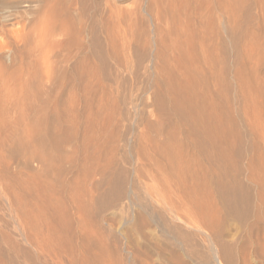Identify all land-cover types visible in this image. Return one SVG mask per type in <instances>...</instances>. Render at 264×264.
Wrapping results in <instances>:
<instances>
[{"label":"bare ground","instance_id":"6f19581e","mask_svg":"<svg viewBox=\"0 0 264 264\" xmlns=\"http://www.w3.org/2000/svg\"><path fill=\"white\" fill-rule=\"evenodd\" d=\"M119 1L94 0L92 5L91 0H0V32L5 31L4 27L7 25L9 27L20 25L16 31L9 32L10 36L8 35L7 42L0 41V51L14 44L17 47V44L21 43L22 46V63L20 65H24L25 78L19 79L14 73L15 71L13 72L15 75L13 73L12 76L10 75L12 80H18V87L21 88L20 93L22 91L19 101L16 100V104L23 114L21 113L22 117H18L17 121H24L33 128L28 137L29 142L34 145L26 144L25 152L28 154L27 156L30 154V157H26L27 160L21 167L26 172L25 176H28L23 177L24 179L19 182L25 203L23 205L25 208L22 207L23 211L22 209L21 211L24 213L26 225H31L29 229L33 228L34 225L31 215H33L32 212L34 213L36 205H39L53 218L55 226L60 227L61 224L62 227L64 222L61 220H64L63 215L68 212L64 214L63 209L58 207L60 200L54 203L59 210L53 209L48 204L49 200L55 198V196L52 198L53 195L59 194L55 192V187H61L67 194L68 211L73 216L70 218L73 222L70 225H74L73 227L77 230L73 237L81 242L80 248L84 254L88 253L87 247L90 244V236L86 231L88 192L85 185L88 179L92 176L95 178L96 175L101 178L99 188L109 187L95 199L96 215L103 214L102 211L111 203L117 202L125 192L126 180L124 175L120 174L115 177V173L108 171L110 166L109 168L104 167L108 160H105L104 163L102 161L103 166L95 167L96 165L92 164V169L88 165L86 168V163L89 164L86 161L90 156L95 159L101 158L100 156L94 157L95 153H102L98 136L101 134L100 131L105 130L102 128L104 119L101 120V114H104V111L101 113L100 108L107 102L108 98L110 100L108 96L106 102L99 95L100 99H96L97 101L93 97L97 93L104 97L109 92L107 91L108 84L106 86L99 81L101 80L100 77L106 78L110 72L109 59L112 58L111 60L116 61L114 63L120 66V60L116 57L117 43L123 40L126 42L127 33H123V35L119 33L122 29L118 31L119 24H121L120 27L122 25L128 28L133 27L136 17H138L135 16L136 19H133L132 13H123V10L121 11L118 6ZM188 1L168 0L169 7L166 10L163 9L165 15L162 13L164 17H160L164 22L170 23V26L166 29L163 28L164 30L156 28L158 38L153 44L155 45V53L151 59L154 77L151 84L150 104L156 113V122L147 123V125L145 122L146 129L151 131H149L151 139L146 141L141 137L136 143L135 161L138 163V167L133 173L134 177L128 183V190L139 202L141 209L145 211L151 208L152 227L166 238L165 244L153 240L151 256H163L167 253L169 256L168 264H191L188 259L194 264H264V127L262 131L260 130V134L252 137L246 155L239 121L224 93L230 85L227 80V70L223 62L220 64L218 53V46L220 45L218 30L221 28L218 29L219 21L217 22V18L219 17L220 21L221 18L220 16L216 17L215 10L220 11L218 9L220 2L214 0L212 3L207 0L208 3H205L204 0V2L196 0L197 5L194 8L192 6L191 9L190 1L189 3ZM220 4H222V0ZM229 4L230 6H227L230 9L231 3ZM244 4L246 3L244 2ZM237 6L240 8L239 5ZM228 8H225L226 11ZM35 9L37 12L30 17L31 11ZM147 9L151 11V6L149 5ZM142 11L147 15L149 14V12H145L144 8ZM232 11L230 9L227 12ZM241 11L243 9L238 12ZM107 12L110 13V17H106ZM134 13L133 15H136ZM221 14L222 16L225 15L224 19L226 20L227 13ZM229 15L227 14L228 19ZM112 18L118 26L114 24ZM230 19L224 32L229 42L234 46L238 43L236 31L229 23ZM262 19H264L263 15ZM111 21L115 27L109 26ZM116 27L117 30H114L113 28ZM235 30H237L236 27ZM131 33L133 32L131 31ZM138 35L135 39L132 34L133 39L130 38V42L128 40L125 45L121 44V47L124 49V47L128 48V46L132 45L133 47L135 45V51L131 47L130 50L134 51L139 59H143L146 55L148 41L143 44ZM114 36L117 37L116 39L119 36V39L116 41ZM260 42L262 46L264 42ZM140 43L144 45L142 48H139ZM118 45L120 46V44ZM246 48L248 47L246 46ZM123 49L121 54L125 52ZM251 51L254 53L255 50ZM261 59H263V55ZM119 68L121 70L122 67ZM254 71L256 70L254 69ZM235 74V85L242 91L241 78L238 77L237 72ZM255 85L257 86L258 83ZM8 89L6 87V91ZM109 112L106 113L105 119ZM251 112L253 113V111ZM115 114L116 112L110 113L113 116ZM110 118L112 117L110 116ZM79 120L83 123L81 133L84 136L81 134V139H85V142L83 140L81 143H88L84 145L91 146L92 153H89V156H87L88 154L85 155V150H82L84 146L81 144V147L79 145L74 146L75 148H72L69 156H66L63 151L64 146L77 139L76 133L81 124ZM106 121L109 123V120ZM250 122L246 119L247 126ZM66 124H69L70 128L68 126L64 129ZM117 135L115 136L117 137ZM94 136L97 137L92 143ZM114 143L109 145L115 146ZM111 146L106 147V149L109 148L112 151L113 146ZM91 148L89 147V149ZM79 156L82 158L80 159ZM105 158L108 157L105 155ZM111 162L114 163V161ZM112 164L109 165L112 166ZM33 165L38 167V171L32 170ZM0 167L2 172L4 171L0 177H10L7 163H1ZM88 167L91 171L87 170ZM9 179L11 180V177ZM14 180L16 181L13 179V182ZM143 180L152 182L153 187H146ZM37 209L39 208L37 207ZM44 210L40 209L43 212ZM42 215L45 216V213ZM139 217L140 215L137 219ZM231 220L236 221L241 227L242 237L239 242H234L233 236L229 233L227 223ZM66 223L65 229L70 222H68V226ZM38 224L40 225V222ZM140 224L137 222L139 229L141 228ZM113 225L115 224L113 223ZM35 228H33L34 231ZM69 228L68 230H70ZM52 233L55 236L54 232ZM71 233L68 234L72 235ZM38 234H40L39 231ZM26 237L28 238L27 235ZM69 237L68 239L73 238ZM26 240L28 241V239ZM56 240L58 239L56 238ZM60 241L65 243L64 240ZM75 242L74 244L77 245V241ZM32 245L36 246L33 243ZM42 245L43 243H39V250L44 249ZM29 246L31 247V245ZM35 246L34 248H36ZM12 247L13 251L17 253L18 250H14L13 245ZM51 248L53 247L51 246ZM72 249L74 250V248ZM101 250L106 251L103 248ZM61 253L58 256L55 253V257L57 256L55 264H89L85 256L79 257L75 251L70 252V249L61 251ZM91 255L89 256L92 257Z\"/></svg>","mask_w":264,"mask_h":264},{"label":"rangeland","instance_id":"374dc122","mask_svg":"<svg viewBox=\"0 0 264 264\" xmlns=\"http://www.w3.org/2000/svg\"><path fill=\"white\" fill-rule=\"evenodd\" d=\"M93 1L94 0H91L92 5L94 3ZM189 1H190V4H189L190 8L192 6H193L192 8H194L195 5H197L196 0H189ZM189 1H188V3H189ZM198 1H200V0H198ZM201 1L202 2L205 1V3H208L207 0H204V1L201 0ZM209 1L212 2L214 0H209ZM217 1L221 3V0H217ZM235 1L243 2V3H237ZM235 1L234 0H222L223 5L218 3V9H220V11L223 10L221 13H227L228 15L230 13L229 16L231 17V19L228 16L230 19L229 23L233 27L234 31H236L235 35L237 37V43L238 44L237 45L234 44V46H233L229 42V39L227 38V36L224 32L226 24L228 23V20H229L227 18V14H226V20H225L224 19L225 15L223 14V16H222V14L220 13L219 10L218 11L215 10L216 17L220 16V18H221V21H220L219 17L217 18V22L219 21L218 22V29L221 28L220 30H218V36H219L218 40H220V45L218 46V53L220 56V64L223 62V65L227 70V74H228L227 80H228V83L230 85L229 89L226 90L224 93L227 96L226 100H227L228 104L231 106V109L233 110L234 115L236 116L237 120L239 121L240 132L242 133L241 135H243L242 138H243V143H244V148H245L244 151H245V154L247 155L246 151H248V149H249L248 144H250L252 137H254L257 134H260L262 131V128L264 127V110H263V106H264V99H263V97H264V75H263L264 74V65H263V63H264L263 62L264 61V47H262L264 45V43H263L264 39H262V38H264V33H263L264 27H262L264 25V21H263L264 19H262V15L264 18V11H263L264 0H240V1L235 0ZM149 2H150V4H149ZM226 2H227V4H226ZM244 2L246 4H244ZM229 3H231L230 9L233 11L228 13L227 11L230 10L228 8V6H230ZM165 4H167V5L165 6ZM243 4H244V6H241ZM149 5L151 6V11L149 9H147ZM237 5H239L240 8H238ZM118 6L121 8V11L123 10L122 11L123 13H125V12L126 13L128 12L130 14L132 13L131 16L133 19L135 18V16H138V17H136L137 19L135 18L136 21H135L133 27L128 28L125 25H122V27H120L121 24H119L118 31L122 28L119 31V33L121 35H123V33H127L126 42H128V40L130 42V38H132L131 37L132 34H133L134 38L136 39L137 35L140 33L138 35L139 36L138 38L143 41V44L147 43V41H148V47H147V51H146V55H145L146 57L144 56L145 58L143 57V59L142 58L139 59L137 54L134 52L135 51V45H133V47H132V45L128 46V48L124 47V49L125 48L127 49V50L126 49L124 50L121 47L122 46L121 44L125 45L126 42L124 40L121 42H118L117 43L118 48H116L118 50V51H116V53H117L116 57H118L120 60L119 61L120 66H119V64L114 63L116 61L111 60L112 58L109 59L110 61H108V65H109V70H110L109 73L110 74L108 73L106 75V78L100 77L101 80H99L100 82H102L106 86L108 84L109 87H107V91H109V92L104 97L100 96V93H97L96 96L93 97V99L95 101L99 100L100 98H104L102 100H104L105 102H106L107 98L110 97L111 101L108 98L107 102L105 104H103V106L100 108L101 113H102V111H104V114H101L102 115L101 120L104 119L102 121V128H104L105 130L100 131L101 134H99L100 136H98L99 141H100L99 142L100 146L102 147V150H101L102 153H99L100 155L98 153H95L94 157L100 156L101 158L95 159V158L90 156L89 159H91V160L88 159V161H86L90 165L86 163V168H87V165L91 166V169L93 168V165H96L95 167L103 166L104 165L103 163L105 162V160H108L107 163L105 162L104 167L109 168V166H110L108 171H112L113 173H115V175H116V176L114 175L115 177L119 176L120 174H123L125 177L126 183H125V189H124L125 192L123 193L122 197L117 202H113L108 207H106L102 211L103 214L100 213V215H96L95 212H96L97 207L94 204L95 199L101 193H104L109 187L104 186L102 188H99L98 185L101 181V178L96 176V175H95V178H94V176H92L90 179H88V181L85 185V188L88 192V206H87L88 208L86 211L87 212L86 214H88V215H86V217L87 216L88 217L86 218V220H87V224H86L87 230L86 231L88 232V235L90 236V237L88 236L89 240H90V244H88V247H87L88 248L87 254H84L82 249L80 248L81 242L78 241L77 238L73 237V234L75 235V232H77V230L73 227L74 225H72V226L70 225L73 223L72 219H70L73 216H71L72 215L71 212L68 211L69 203L66 200L67 194L64 192V190L61 187H59V188L55 187L56 188L55 192L59 193V194L54 193L55 195L52 196V198L55 196V198H53L54 201L51 199V200H49L48 204L50 205V207H53V209L55 208V210H57V209L59 210V208L55 207L56 204L54 205V203H57L56 201H58V200L61 201V203H60V201H58V203L60 204V206H58V207L63 209L62 212H64V214H65V212L70 213V214L67 213V214L63 215L64 220H61V221L64 222V225L62 224V227H61V224L59 225L60 227H58V225L55 226L53 223V221H54L53 218L50 215H48L46 213V211L44 209H42L39 205H36L39 209H37V207L35 206L36 207L35 210H37V211L34 210V213L32 212L33 215H31L33 218V222H34L33 228L36 227L35 231L33 230V228L29 229V227L31 225H26L25 216H24V213L22 212L23 209L25 208L23 206V205H25V203L23 202V197H22V193H21L22 187H19L20 186L19 182H20V180L28 177V176H25L26 172L21 167H23L24 161H26L27 158L30 157V154H29V156H27L28 154L25 152V146H26V144H30V146H32V144H33V143L29 142V137H28V134H30L32 132L33 128L31 126L27 125L26 123H24V121H21V122L17 121L18 117L19 118H20V116L22 117L21 113L23 114V112H21V110L18 108V106L16 104V102L19 101V99H20L22 91L20 93L21 88L18 87L19 86L17 83L18 80L14 81L11 79L12 73L14 71H15L14 73H16V75L18 76L19 79L22 80L25 78V75H24L25 73L23 71L24 65L23 64L20 65V63H22L21 62L22 46H21V43L17 44V47L14 44L13 46L12 45L8 46V48L0 51V166H1V163H7L8 172H9V175L11 177V180L9 179L10 177H8V178L0 177V264H55V260H56L55 258L59 254H62L61 251H64V250L67 251L68 249H70V252L75 251V254L77 253L76 255L79 257L85 256V258L88 259L89 264H91V263L92 264H103V263L104 264H168L167 259L169 258V256L167 255V253H165L163 256L162 255L151 256V243L153 242V240H157V241L165 244L166 238L164 235H162V233H158L157 230L154 227H152L151 208H149L145 211L143 209H141V206H139V202L135 199L134 195L129 192L128 183L134 177L133 173L136 170V168L138 167V163L135 161L136 143L139 140V138H141V137L144 138L146 141H149L151 139V133H150L151 131L149 129L148 130L146 129L147 128L146 125H147V123L151 124L153 122H156V117H155L156 113L153 111L154 108H152L150 106V104H151V84H152L153 77H154V74H153L154 70L152 67L151 59H153V55L155 53V45H153V44H154L155 40L157 41V38H158V36L156 35L157 34L156 28L158 27V29L164 30V29H166V27L170 26V23L164 22L161 18V17H164V15H165L164 10H166L169 7V3H168V0H120L118 2ZM220 6L221 7L223 6L222 9ZM225 6H227V7H225ZM233 7H235V8H233ZM242 7H244V8H242ZM136 8L138 9V11H136L137 10ZM139 8H141V9H139ZM143 8H144L145 12H149L148 15L143 13V11H142ZM225 8H228L227 11ZM241 8L243 9V11L238 12V11L242 10ZM224 10H225V12H224ZM91 11H93V10H91ZM133 11L136 13H134ZM35 12H37L36 9L32 10L31 11L32 15H30V17H32L35 14ZM107 13L108 14H106V17H110L111 16V15H109L110 13L109 12H107ZM133 13L136 15H133ZM162 13H164V15ZM241 13H242V15H241ZM149 16H151V17H149ZM30 17H28V18H30ZM223 19H224V21H223ZM243 19H245V20H243ZM261 19L263 22L261 21ZM129 20H130V18H129ZM235 20L236 21L239 20V21L236 22ZM112 21L114 22V24L116 23L114 21V18H112ZM112 21H111L112 24L109 23V26L111 25V26L115 27V25H117V24L113 25ZM236 23H239V24H236ZM221 26H223V27H221ZM11 27H9V25H7L6 27H4L5 31L0 32V41L7 42L9 39V36H10L9 32L10 31H16L18 28H20V25L12 27V30L10 29ZM235 27L237 28V30H235ZM13 29H15V30H13ZM113 29L117 30V27L113 28ZM143 29H145L146 32L143 33V31H145ZM250 30H252V31L250 32ZM131 31L133 33H131ZM148 34H149V36H148ZM140 35H142L141 38H140ZM256 36L257 37L259 36V37L257 38ZM128 37H129V39H128ZM145 37H147L149 39H147ZM114 38H115V36H114ZM116 38H115V40L117 41L119 39V36H118V39H116ZM145 39H147V40H145ZM144 40H145V42H144ZM254 41H255V43H254ZM260 41H262V43H263L262 46L260 44L261 43ZM118 44H120V46ZM140 44H139V46H140L139 48H142L144 45L141 44L142 45L141 46ZM149 45H150V47H149ZM246 46L248 48H246ZM260 46L262 47V50H260V48H261ZM130 47L132 48V50L134 49V51L130 50L131 49ZM254 47H255V49H254ZM243 48H245V49H243ZM122 49H123V51H125L124 52L125 55L121 54V53H123V52H121ZM251 50H253V51L255 50L254 53ZM259 50L262 51L263 53L260 52ZM122 55H124L125 57L127 56V58H125ZM260 55L261 56L263 55V59H261ZM122 58H124V59H122ZM125 59H127V60H125ZM250 61L251 62L254 61V62H252L253 64ZM254 66H255V68H254ZM20 67L22 68V70H19V69H21ZM119 67H122L121 70ZM254 69L256 71H254ZM18 71H20V72H18ZM238 71H239V73H238ZM236 72L238 74V77L241 78L240 84L242 85V88H243L242 91H240V88L235 85V80H234L235 76L234 75H236L235 74ZM253 73H255L256 76H255V74L253 75ZM262 78H263V80H262ZM105 79H106L107 83L105 82ZM256 83H258L259 86L258 85L256 86L255 85ZM112 84H114V85H112ZM6 87H7V89L9 88L10 91H8L9 89L6 91ZM248 91H250V92H248ZM98 95L100 98L98 97ZM246 97H248V98H246ZM247 100H249L248 104H247ZM115 101H116V103H115ZM119 101H120V103H119ZM108 102H110V103L112 102L113 105L108 103ZM107 106H108L109 110L106 109ZM110 109L112 110V112ZM251 111H253V113ZM107 112H109V113L107 114V117L105 119V115ZM115 112L118 116L116 114H115V116L110 115V113L114 114ZM257 112H258V114H257ZM125 113H127L128 115ZM251 113L253 114V116ZM110 116L112 118H110ZM246 119L249 122L251 121L248 124V126L246 124ZM257 119H259V120H257ZM106 120H109L108 121L109 123H107ZM145 122H146V125H145ZM80 123H81L79 126L80 129L78 128L77 133H76L77 139L72 140L73 141L72 143L64 146L63 151L66 154V156H69V154L73 150L72 148H75L74 146L77 147L79 145L81 147V144H83V146H84V149H82V150L86 151V152L84 151L85 155L88 154L87 156H89V153H92L91 146H89L91 148V149H89L88 146L84 145V144H88V143H84L85 139H81V134H82L81 132H82L83 123L81 121H80ZM103 123H105L104 127H103ZM110 124H112V125H110ZM250 124H251V126H250ZM105 125H107V126H105ZM68 126H69V124H66L64 129L68 128ZM258 126L260 129L258 128ZM69 128H70V126H69ZM115 128H116V130H115ZM247 128H249V129H247ZM243 132H245V133H243ZM144 133L145 134L147 133L148 135L147 134L145 135ZM246 133H247V135H245ZM115 135H117V137ZM94 137H93L92 143H94L97 136H94ZM106 139H107V141H106ZM115 139H118V140H115ZM83 140H84V142L81 143V141H83ZM111 140L113 143L116 142L118 145L115 143H114L115 146L112 145L113 147L111 145H109L110 143H112ZM4 143H6V144H4ZM108 146H111L113 150L110 151L109 148H107L108 149L107 150L106 147H108ZM111 147H110V149H111ZM32 149L34 150L35 148H32ZM105 149L107 152L105 151ZM103 150H104V152H103ZM21 151H22V153H21ZM108 151H110L111 153L109 152V154H108ZM24 153H25V155H24ZM16 154H18V155H16ZM21 154H22V156H21ZM14 155H16V156H14ZM105 155L108 158H105ZM111 155H112V157H114V159H111L112 158V157H110ZM102 157H104V158H102ZM79 158L81 159L82 156H79ZM93 159H94V162H93ZM102 161H103V163H102ZM111 161H114V163L112 164ZM108 163L112 164V166L109 165ZM106 164H108V166H106ZM88 168L89 169H87V170L91 171L90 167H88ZM32 170L38 171V167L36 165L35 166L33 165ZM3 174H4V171L2 172V169L0 167V176ZM22 175H24V176H22ZM12 176H14L15 178ZM18 177H20V178H18ZM13 179H16L17 182L15 180L13 182ZM143 182L145 183L146 187L148 186V188H151L154 185L152 182H149V181L143 180ZM52 183L53 182L51 181V184ZM16 184H17V186H16ZM10 188H11L12 192L10 191ZM19 189H20V192H19ZM99 189H101V190H99ZM61 190H62V192H59ZM7 191H9V192L7 193ZM90 191H91V193H90ZM13 192H14V194H12ZM61 193H63V194L61 195ZM91 197H93V198H91ZM52 201H53V203H52ZM61 205H62V207H61ZM22 207H23V209H22ZM21 209H22V211H21ZM40 209L44 210V212L40 211ZM41 212L45 213V216L42 215L43 213L40 214ZM138 215H140L139 219H137ZM35 216H36V218H34ZM42 217H44V218H42ZM45 217H47V218H45ZM66 218H68V219L66 220ZM39 219L42 221V223ZM43 219H45V220L48 219L49 221H45ZM22 220H24V221H22ZM88 220H90L89 221L90 223L88 222ZM91 221L93 222V224ZM111 221H113V222H111ZM130 221H132V222H130ZM139 221L142 222L143 225L140 224ZM39 222H40V225L38 224ZM68 222H70V223L68 224ZM137 222L141 225L140 229L137 227ZM65 223H66V226L69 225L66 229L64 228ZM113 223L115 225H113ZM90 224H91V226H90ZM227 224L229 226V233L234 238L233 241L239 242L240 238L242 237L240 225L236 221H233V220L228 221ZM45 225H47V226H45ZM46 227H47V229H46ZM69 227H71V228H69ZM142 227H143V229H142ZM40 228L42 231L39 230ZM61 228H63L64 230ZM68 228L70 230H68ZM56 229L58 231L60 229L59 232H60L61 236ZM48 230H49V232H48ZM62 230L63 231L66 230L65 231L66 233L65 232L63 233ZM72 230H74V231H72ZM38 231L41 235L38 234ZM71 231H72V233H71ZM50 232L51 233L54 232L55 236L53 235V233L51 234ZM67 232L69 234L71 233L72 235H69ZM56 233H58V234L56 235ZM63 234L66 237V239L63 236ZM120 234H121V236H120ZM122 234H123V237H122ZM234 234H236V235H234ZM26 235L28 236V238L26 237ZM68 235L73 237L74 239L73 238L68 239V238H70ZM49 236H51V237H49ZM61 237H64V239H61ZM31 238L34 240L35 243L31 242V241H33ZM56 238L58 240H56ZM26 239H28V241L29 240H31V241L28 242ZM124 239H126V240H124ZM60 240H64L65 243L63 241L61 242ZM70 240H72V241H70ZM56 241H58V242H56ZM75 241H77V243H78L77 245L74 244ZM30 242H31V244H30ZM66 242H68V243H66ZM32 243L36 244V246L35 245L34 246L37 248V250H36V248H34ZM39 243L40 244L43 243V245H42V246H44L43 250L38 249ZM93 243H96V244H93ZM91 244H93V245H91ZM145 244H146V246H145ZM12 245L14 246V250H16V249L18 250L17 253H16V251H13ZM29 245H31V247ZM49 245H50V248H49ZM75 245H76V247H75ZM90 245H91V247L93 246L94 249H93V247L91 248ZM51 246L53 248H51ZM64 246H66V247L64 248ZM145 247H146V249H145ZM46 248L49 250H47ZM72 248H74V250ZM102 248L105 249L106 251H104V250L102 251L101 250ZM90 250H91V252H90ZM21 251H23V252H21ZM35 251H37V253H35ZM103 252H105V253H103ZM30 253H32V254H30ZM55 253L57 254L56 257H55V255H56ZM42 254H44V255H42ZM88 254L91 255L92 257H90ZM48 255H49V257H48ZM51 255L54 257H52ZM87 256H89V257H87ZM185 258L187 259V257H185ZM99 260H101V261H99ZM188 261L191 264H194V263H192L191 260L188 259Z\"/></svg>","mask_w":264,"mask_h":264}]
</instances>
